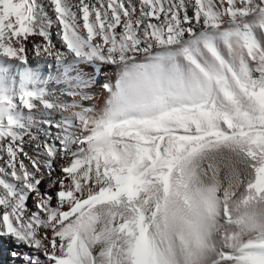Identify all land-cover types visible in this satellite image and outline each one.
I'll return each mask as SVG.
<instances>
[{"label": "snow or ice", "instance_id": "6c2138e0", "mask_svg": "<svg viewBox=\"0 0 264 264\" xmlns=\"http://www.w3.org/2000/svg\"><path fill=\"white\" fill-rule=\"evenodd\" d=\"M86 65L114 70L98 111ZM38 108L71 115L33 134ZM3 240L20 264H264V0H0Z\"/></svg>", "mask_w": 264, "mask_h": 264}, {"label": "bare ground", "instance_id": "6f19581e", "mask_svg": "<svg viewBox=\"0 0 264 264\" xmlns=\"http://www.w3.org/2000/svg\"><path fill=\"white\" fill-rule=\"evenodd\" d=\"M42 2H43V0H42ZM46 11H49V15H53L50 10L46 9ZM50 31L52 33L53 43L56 44L57 48H61V50H63L62 46L60 45L59 39L56 36L57 29H56L55 24H53V27L51 28ZM36 42H40V39L36 38ZM27 47L29 49V51H28L29 65L33 69L39 70L40 77H41V81H40L39 86L43 87L46 90L48 98L53 99V100H60V101H64V102H69V103L71 102L72 99H76L77 101H79V97L72 98V97H65L64 95H62V93L65 90H67V85L64 83V81L62 79V75H61L60 71L54 65L52 67H47L43 62L38 63L36 58H32V55L34 56V52L31 51L33 44L31 42H29ZM81 67H82V71L86 77L89 75H96L97 80H98V83L96 84V86L87 90L88 94L92 97V99H90L88 101H84V102H82V104L85 107H92L96 111H98L103 106L104 99L107 95V93L104 92L103 89L100 87V84L104 83L106 79H111L114 81V79H115L114 70L109 66H103L102 71L104 73H106L107 76H105V75L99 76V74L97 73V67L96 66H87L86 65V66H81ZM15 71L16 70L13 68L12 69L13 75H15ZM74 74L75 73H73V75ZM11 83H12V81L10 80V85H11ZM15 86L17 88L19 86L18 75L16 76ZM79 110H80L79 108L75 109V111H79ZM24 111L27 114V110H24ZM62 115H71V112L62 114L59 111H54V112L49 113L48 111L43 110L42 108H38L37 110H35L33 112V116H34L35 120L38 122L37 125H34L33 134H35V131L38 128L39 124L43 123V119H45V118L51 119L55 123L56 121H59L62 118ZM47 127H48L47 125H44V128H47ZM49 131H51L52 134L55 135V133L57 132V129L55 127H52L51 129H49ZM40 133H41V135H43V129H40ZM23 147H24V151L27 152L29 156L35 157L37 155L36 145H35V143L30 142L28 137H25V143H24ZM21 158L25 160L26 164L29 163L27 158H25L23 156ZM55 167L57 169L60 167V161L59 160L56 162ZM31 203L32 202L29 201L30 206H31ZM7 241L8 240L0 241V252L3 251L4 249H6V248H4V246H5ZM13 263L14 262L12 261V259H8L4 255L2 256V259L0 260V264H13ZM15 264H20V262L16 261Z\"/></svg>", "mask_w": 264, "mask_h": 264}, {"label": "rangeland", "instance_id": "374dc122", "mask_svg": "<svg viewBox=\"0 0 264 264\" xmlns=\"http://www.w3.org/2000/svg\"><path fill=\"white\" fill-rule=\"evenodd\" d=\"M32 58H35V55L34 56L32 55ZM99 76H101V75H99ZM4 248H6V249H4L3 251L0 252V260L2 259L3 255L6 256L8 259H11L9 252H10V250L15 248V245L11 241H7ZM23 250L24 249H22V251ZM13 264H15V262Z\"/></svg>", "mask_w": 264, "mask_h": 264}]
</instances>
